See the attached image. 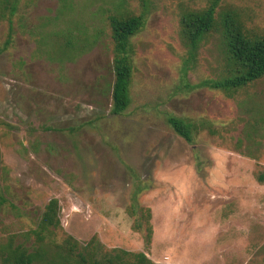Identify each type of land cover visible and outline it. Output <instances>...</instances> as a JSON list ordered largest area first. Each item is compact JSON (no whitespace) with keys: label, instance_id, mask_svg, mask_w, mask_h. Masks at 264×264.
Returning a JSON list of instances; mask_svg holds the SVG:
<instances>
[{"label":"rangeland","instance_id":"374dc122","mask_svg":"<svg viewBox=\"0 0 264 264\" xmlns=\"http://www.w3.org/2000/svg\"><path fill=\"white\" fill-rule=\"evenodd\" d=\"M209 4L0 0V242L33 251L57 199L62 228L47 243L96 236L104 250L157 264H264V77L235 92L203 86L229 76L221 32L191 59L182 19ZM225 12L264 37V0H223L217 22ZM142 14L131 103L114 116L110 17ZM69 34L70 59L61 48ZM171 116L191 124L192 143Z\"/></svg>","mask_w":264,"mask_h":264},{"label":"trees","instance_id":"16d2710c","mask_svg":"<svg viewBox=\"0 0 264 264\" xmlns=\"http://www.w3.org/2000/svg\"><path fill=\"white\" fill-rule=\"evenodd\" d=\"M222 1L210 0L206 9L185 15L182 19V36L190 49L191 59H194L206 36L216 30L221 32L229 76L220 81L203 84V86L225 92H235L264 77V37L251 38L246 35L237 15L232 12L221 14L220 22H217V10ZM13 12H15V8ZM145 24L144 14L110 17L115 52V83L111 110V114L114 116L122 115L130 106V87L133 74L131 39L144 29ZM68 39L65 44L61 45V48L69 54L68 59H70L77 54L73 52L77 47L76 43L72 42L71 36ZM6 44L9 45V40ZM57 58L62 59L63 57ZM168 124L178 136L188 143H192L191 124L174 116L168 118ZM256 180L259 184L264 185V172L257 173ZM150 219L149 212L146 221L148 234L144 238L147 248L150 246L153 236ZM135 227L137 230H141L143 226L139 221ZM61 228L59 201L52 199L45 207L38 229L34 231L39 246L31 251L23 244H16L14 237L9 238L6 242H0V264H157L144 252L132 253L121 249L104 250L96 236L85 246H81L71 236H67L60 244L53 241L47 243V235ZM52 246L56 248V252L51 254Z\"/></svg>","mask_w":264,"mask_h":264}]
</instances>
